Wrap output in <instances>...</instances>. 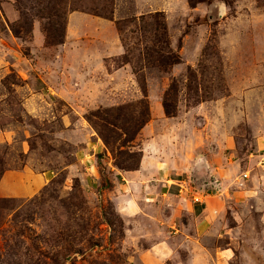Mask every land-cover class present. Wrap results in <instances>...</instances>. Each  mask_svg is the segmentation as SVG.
I'll list each match as a JSON object with an SVG mask.
<instances>
[{
    "label": "rangeland",
    "instance_id": "rangeland-1",
    "mask_svg": "<svg viewBox=\"0 0 264 264\" xmlns=\"http://www.w3.org/2000/svg\"><path fill=\"white\" fill-rule=\"evenodd\" d=\"M0 264H264V0H0Z\"/></svg>",
    "mask_w": 264,
    "mask_h": 264
},
{
    "label": "trees",
    "instance_id": "trees-1",
    "mask_svg": "<svg viewBox=\"0 0 264 264\" xmlns=\"http://www.w3.org/2000/svg\"><path fill=\"white\" fill-rule=\"evenodd\" d=\"M107 17H109V16H107ZM161 25H162V29L164 30L165 29L164 24L161 23ZM161 40H163V35L161 36ZM164 62H162L161 65H164L167 63V66H168V64H174V63L178 62V59H176V58L174 59L173 57L170 56L169 59H167V61H164ZM168 114H170L169 111H168ZM202 207H204V205H202Z\"/></svg>",
    "mask_w": 264,
    "mask_h": 264
}]
</instances>
